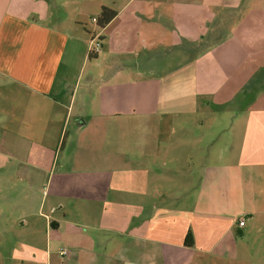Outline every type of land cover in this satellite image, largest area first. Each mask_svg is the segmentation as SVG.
<instances>
[{"label": "crops", "instance_id": "1", "mask_svg": "<svg viewBox=\"0 0 264 264\" xmlns=\"http://www.w3.org/2000/svg\"><path fill=\"white\" fill-rule=\"evenodd\" d=\"M60 2L0 0V175L15 168L33 200L71 136L58 184L95 202L91 211H54L58 202L52 216L43 199L31 235L0 228V264H205V254L235 243L243 211H233L234 193L250 204L254 171L264 170V106L233 116L232 164L206 167L187 121L200 112L202 81L227 89L242 74L249 88L264 85V0ZM104 6L117 16L84 28L83 17ZM95 35L102 49L92 54ZM161 135L170 143H157ZM233 164L249 181L244 194Z\"/></svg>", "mask_w": 264, "mask_h": 264}, {"label": "rangeland", "instance_id": "2", "mask_svg": "<svg viewBox=\"0 0 264 264\" xmlns=\"http://www.w3.org/2000/svg\"><path fill=\"white\" fill-rule=\"evenodd\" d=\"M61 6V0H56ZM93 3L99 2V0H92ZM124 0H120V3ZM104 2V0H103ZM94 3V5H95ZM96 4V5H97ZM56 11L58 15L63 16L64 12L60 8ZM95 14H87L83 17L85 21L84 28L97 29V25L92 21ZM102 49V43H101ZM254 58V57H253ZM168 59V58H167ZM175 59V57H174ZM97 59H93L92 63H95ZM255 67V66H254ZM89 71V67L86 72ZM163 71L158 70L157 74H162ZM87 74V73H86ZM240 74V73H239ZM237 74L235 77H237ZM238 79V85L232 86L231 88L222 87L219 83L212 88H204L203 81L200 82L201 93H200V112L189 118L187 121V127L189 128L188 140L195 141L199 140V146L202 145L203 149L197 152L198 156H203L204 164L206 167L210 166L211 163L232 164V161L227 159L230 157L231 150H227L226 147L231 142L230 128L233 123L234 117L238 116L239 112L242 109L255 108L258 106H264L263 98L259 99L260 96H264V85L260 87H251L244 85V80ZM216 77L214 81H216ZM257 80H253L251 83L255 84ZM218 83V82H217ZM244 85L240 89L239 93H234L239 90V86ZM233 92V93H232ZM227 94V97L224 95ZM233 94V95H232ZM232 100L230 102L228 99ZM225 97V98H224ZM222 100H226L225 103H220ZM178 123V125H177ZM199 125V127H198ZM176 128H179V121L174 124ZM196 133H200L198 137L195 136ZM240 137V135H239ZM165 138L167 142L165 141ZM72 139L74 137L68 136L65 142V149L60 154V159L58 165L54 166L53 169L48 171L50 175V181H47L44 187H39L36 191V198L33 200L28 199L30 197V192L27 191V185L23 183L24 181H19L14 175L15 168L10 169L12 172L8 174L7 177L0 175V228L4 229L6 226L9 229H15L14 232L3 233L4 236H17V235H31L32 234V223H34L35 214L39 212V206L44 199L45 208L43 213L47 215H52L50 213L51 207L53 204L61 202L64 205V208L61 210L54 211H91V204L95 201L91 198L90 195H81L82 193L78 190L75 184H65L59 185L58 180L60 177V172L64 168L65 159L70 151L69 146L71 145ZM180 137L174 135L172 140L173 143H178ZM4 135L0 131V142L3 143ZM157 143H170L168 142V137L163 135L156 137ZM240 144V140L234 136V142ZM183 144V143H180ZM190 144V143H189ZM238 150L236 151V156L238 159ZM233 155L235 153L233 152ZM219 156L224 157L219 159ZM226 158V160H225ZM233 159L236 160L235 157ZM224 160V161H223ZM229 162H228V161ZM236 168V175L239 179H243V182L240 180L237 181V186L241 188L242 193L244 194L245 187L250 186L249 181L247 182L241 173L242 169L236 164H233ZM65 169H63L64 171ZM210 170V169H208ZM206 170L204 173L205 183L208 178L211 176L209 171ZM222 168L220 172L222 174ZM4 172V171H3ZM221 174H216L214 176V182H223ZM255 178L251 181L250 194L247 196L248 201L251 200V203L240 202V196L236 195V192L233 191L234 197H237V203L235 210L236 213H239L235 217L236 229L233 236L236 238V241L230 248H220L218 250L219 255L215 253H208L203 256L205 264H264V170L254 171ZM17 177L20 178V175L17 174ZM10 178V179H9ZM9 179V180H8ZM85 190V189H84ZM26 192V193H25ZM239 192V190H237ZM229 196V192L227 197ZM173 206L180 207L179 201H173ZM234 207V206H232ZM84 216L87 217V212H81ZM249 214L250 217H246ZM56 215V214H55ZM54 215V216H55ZM16 220H20L17 222ZM23 220H26V225L24 227H18ZM39 218V222H41ZM18 223V224H17ZM45 223L43 220L42 224ZM238 230L243 232V235H239ZM45 239V238H44ZM5 245V243H4ZM5 252V249H2Z\"/></svg>", "mask_w": 264, "mask_h": 264}, {"label": "trees", "instance_id": "3", "mask_svg": "<svg viewBox=\"0 0 264 264\" xmlns=\"http://www.w3.org/2000/svg\"><path fill=\"white\" fill-rule=\"evenodd\" d=\"M117 16V12L109 7H102L100 14L97 18V26L102 29L107 26L115 17ZM189 238V235H188Z\"/></svg>", "mask_w": 264, "mask_h": 264}, {"label": "built area", "instance_id": "4", "mask_svg": "<svg viewBox=\"0 0 264 264\" xmlns=\"http://www.w3.org/2000/svg\"><path fill=\"white\" fill-rule=\"evenodd\" d=\"M93 22L97 23V18H93ZM101 50V39L99 35H95L90 42V53H98ZM68 251L66 249L61 251V255H66Z\"/></svg>", "mask_w": 264, "mask_h": 264}]
</instances>
